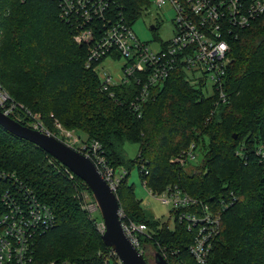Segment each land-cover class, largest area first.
Segmentation results:
<instances>
[{"label": "trees", "instance_id": "16d2710c", "mask_svg": "<svg viewBox=\"0 0 264 264\" xmlns=\"http://www.w3.org/2000/svg\"><path fill=\"white\" fill-rule=\"evenodd\" d=\"M119 1L133 20L148 0ZM57 12L55 0H0V86L19 121L28 124L37 113L52 133L58 122L83 139H96L110 163L126 170L115 193L122 221L147 226L137 233L146 260L152 248L168 264H197L188 250L194 230L177 219L171 227L145 212L128 180L132 167L154 192L176 184L203 202H219L232 191L236 199L221 210L207 264H264V163L251 152H235L241 140L249 148L264 143V12L227 36L224 98L205 94L203 82L189 80L178 68L152 87L139 116L129 105L133 87L113 85L109 95L95 63L85 64L87 45L74 40ZM126 142L138 143L135 157L124 153ZM192 142L198 162L171 159ZM0 167L15 171L55 214L54 224L35 235L28 264H121L100 237L99 214L91 216L75 194L77 186L91 190L55 157L0 125ZM4 185L0 178V201Z\"/></svg>", "mask_w": 264, "mask_h": 264}, {"label": "built area", "instance_id": "2783aa9c", "mask_svg": "<svg viewBox=\"0 0 264 264\" xmlns=\"http://www.w3.org/2000/svg\"><path fill=\"white\" fill-rule=\"evenodd\" d=\"M148 1L157 10L171 9L174 12L171 18L174 24L172 34L165 39L155 35V45L137 36L132 27L136 17L132 20V13L127 12L119 0H55L58 17L72 27L74 40L87 45L85 64L90 66L95 63L101 87L113 95L111 86L129 83L133 87L129 105L138 116L142 112L143 102L152 94V87L163 82L178 68L184 71L189 80L203 82L205 94L217 92L219 97L224 98L221 83L230 61L227 36L236 34L264 12V0ZM153 24L154 27L150 28L154 30L158 23ZM106 58L124 60L118 75L106 71L102 65ZM7 98V93L0 86V108L10 114L14 111V104L4 107ZM14 115L17 120L20 119L18 114ZM26 125L52 133L36 115ZM56 126L65 137L71 136L68 144L76 142L77 145L73 147L92 159L102 177L115 191L126 170L123 167L115 168L110 163L98 140L81 139L58 122ZM235 152L240 156H247L251 152L257 161L264 163V143L261 141L254 142L249 148L247 141L241 140ZM197 153L192 142L171 159L185 163L193 161ZM65 169L70 177L76 176L66 166ZM0 178L5 182L0 201V264H28L33 257L35 235L54 224L55 214L52 207L40 200L15 171L0 167ZM147 189L163 202L171 204L169 216L173 224L177 219L184 221L187 229L194 230L188 250L197 264H207L213 237L220 228L221 210L232 204L236 195L230 191L228 197H221L219 202H203L176 184L167 185L160 192H154L149 187ZM119 214L123 216L121 208ZM122 225L137 246V233L145 232L146 224L128 220L122 221ZM110 253L115 252L111 250ZM45 264L70 263L51 259Z\"/></svg>", "mask_w": 264, "mask_h": 264}, {"label": "water", "instance_id": "95a60500", "mask_svg": "<svg viewBox=\"0 0 264 264\" xmlns=\"http://www.w3.org/2000/svg\"><path fill=\"white\" fill-rule=\"evenodd\" d=\"M153 28L154 24L151 23ZM0 125L15 136L27 139L55 157L61 164L87 184L100 212L103 229L100 237L119 258L121 264H149L142 251L123 228L120 204L115 191L102 177L92 159L55 134L26 125L0 108ZM233 136H236L233 133ZM155 264H168L159 251L154 252Z\"/></svg>", "mask_w": 264, "mask_h": 264}, {"label": "rangeland", "instance_id": "374dc122", "mask_svg": "<svg viewBox=\"0 0 264 264\" xmlns=\"http://www.w3.org/2000/svg\"><path fill=\"white\" fill-rule=\"evenodd\" d=\"M174 12L171 9L168 10H157L154 8V5L150 4L149 1L142 6V9L139 15L135 18L132 23L133 30L137 34V36L142 40H147L151 45H155L156 40L155 37H159L161 39H165L170 37L172 34L174 24L172 23L171 18L173 17ZM157 22L158 25L153 30L150 28V24ZM156 33V34H155ZM156 35V36H155ZM123 59H109L106 58L102 61V65L105 66L106 71L113 75L119 74V67L123 63ZM11 103L9 101H4V107H10ZM17 114L15 110L12 112ZM36 117H39V114H35ZM40 118V117H39ZM73 135H78V131L71 129ZM54 133L57 137L63 139L64 141H71V136L69 138L63 135V132L58 127V130H54ZM84 135L82 134L80 138L82 139ZM73 145H77V143H72ZM71 145V144H70ZM71 145V146H73ZM75 147V146H74ZM124 153L133 158L138 153V143L136 142H126L123 145ZM198 152V150H197ZM200 157L199 152L197 153L196 158L193 160L198 162ZM47 161H52L51 157H47ZM128 180L133 182V190L136 196L140 199L141 206L144 208L145 212L148 215L154 216L155 218L159 219L160 221H169L170 226H173L172 217L169 216L171 204L163 202L159 196H155L152 193H149L147 187L144 185L143 181L141 180L136 167H132L128 174ZM75 194L82 202V207L86 208L91 216L99 214L97 217V227L99 229L102 228V218L100 212L97 208L96 202L93 198V195L90 194L87 188L82 186H77ZM92 196V197H91ZM85 203V205H84ZM147 261L149 264H155L154 262V250L149 248L146 250Z\"/></svg>", "mask_w": 264, "mask_h": 264}]
</instances>
